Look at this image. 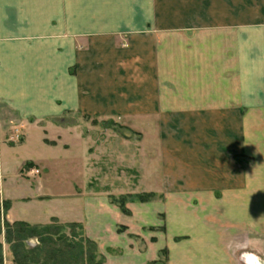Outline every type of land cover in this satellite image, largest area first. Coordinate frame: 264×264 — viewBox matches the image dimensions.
Wrapping results in <instances>:
<instances>
[{
  "label": "crops",
  "instance_id": "0c3cea01",
  "mask_svg": "<svg viewBox=\"0 0 264 264\" xmlns=\"http://www.w3.org/2000/svg\"><path fill=\"white\" fill-rule=\"evenodd\" d=\"M6 108L9 223L79 224L103 264H243L264 237V0H0Z\"/></svg>",
  "mask_w": 264,
  "mask_h": 264
},
{
  "label": "rangeland",
  "instance_id": "374dc122",
  "mask_svg": "<svg viewBox=\"0 0 264 264\" xmlns=\"http://www.w3.org/2000/svg\"><path fill=\"white\" fill-rule=\"evenodd\" d=\"M9 117H13L12 121H10L11 118ZM19 125V121L17 120V118H14V116L10 115V111L6 109H2V112H0V144L4 143L6 145H16L19 144L21 142L20 141H13L10 138H12L13 136L16 135V130H21V132H23V127H21ZM105 128H108V126H105ZM111 129H115L114 127L110 126ZM23 136V133H22ZM21 136V137H22ZM32 143L30 144V146H28V148H26L25 150L23 149H16L14 151V153L9 157L8 159V176L9 179L7 181V184L10 186H12L14 189L21 188V181H17V177L15 176V171H13L14 166L17 167L18 164H20V162L24 159L25 155L31 154L32 156L35 155L34 153H37L40 151L39 147V134L37 132H33L32 133ZM0 156H1V152H0ZM17 159L19 160L18 164ZM62 162L58 163V166L62 165ZM28 168H33L32 166H27L25 165L22 168V172L25 169V172L28 170ZM136 169L141 170L142 167H136ZM122 170V168H121ZM121 170L119 168V172L121 173ZM116 171V170H114ZM55 173V172H54ZM22 174V173H21ZM23 177L27 178V176L23 173L22 174ZM55 177H53L52 179L50 178L51 181H58L61 180V176L60 173L55 174ZM29 177V176H28ZM32 177V176H31ZM57 186V185H56ZM55 186V187H56ZM2 200V202H1ZM0 200V243L2 244V248H3V261L4 264H13L14 263V254H13V248L12 245L13 243H9V241L7 240V226L4 222L7 221L6 219V198H5V194H3V198ZM120 199H116L114 201V203H116L118 206L119 203H117V201H119ZM132 200H135L132 198ZM128 200H126L127 202ZM125 202V204H126ZM124 204V206H125ZM121 207V206H120ZM122 208V207H121ZM126 208V206H125ZM123 210V208H122ZM19 212V211H18ZM124 212V211H123ZM5 217V218H4ZM8 222V221H7ZM13 223V222H12ZM9 223V224H12ZM53 223V222H51ZM50 223V224H51ZM61 224V228L60 231H62L65 234V238H62V240L60 241L59 239L57 240H52L49 242H46L45 244L41 243V239L38 236H33L30 238L25 239L24 241V245L26 247L27 250L36 252L38 251L39 248H45V250H57V249H67L69 250L68 255L70 254V251H74L72 256L73 258H71L69 261H72L73 264L75 263H79L81 264L82 262H84V260L82 259V257H79V253L80 249H78V247H84L85 250L88 248V246H93L92 244H90L88 241H92L96 244L97 247L91 248V252L92 250L94 251V256L96 254L97 258H103V256L100 254V247L99 244H97L95 241H93L91 238H89L87 236V233L84 232L83 228L77 227V228H69L67 226H65L66 224L60 222ZM49 233H52V231H49ZM65 239V240H64ZM256 243L254 244L255 247V252L257 255L261 256L262 258H264V253L263 251H259V250H263L264 249V237H256L255 238ZM245 240V239H244ZM243 240H240V242H242ZM14 243L16 241H13ZM37 255L39 254L36 253ZM76 254V255H75ZM75 255V256H74ZM39 257V256H38ZM29 259H31L32 261H36V263L38 261L36 259H33L32 257H30ZM82 260V261H81ZM59 262L58 260H53V262Z\"/></svg>",
  "mask_w": 264,
  "mask_h": 264
},
{
  "label": "trees",
  "instance_id": "16d2710c",
  "mask_svg": "<svg viewBox=\"0 0 264 264\" xmlns=\"http://www.w3.org/2000/svg\"><path fill=\"white\" fill-rule=\"evenodd\" d=\"M30 166L32 164H29ZM152 194H144L142 196H138L141 201L148 200L152 198ZM127 200V197H121L117 203L123 208V211L125 213H128L126 210L124 204ZM53 223H49L48 225H31L29 223L24 222H19L15 221L12 224H9V222H4L7 226V240L9 243H13L12 248H13V254H14V263L13 264H73L71 258H73L72 254L74 251H70V254L68 255L69 250L67 249H57V250H45V248H39L38 251L34 252L27 250L24 241L27 238L33 237V236H38L41 239V243L45 244L46 242L52 241V240H57L59 239L60 241L62 238H65V234L60 231L61 224L57 219L52 220ZM65 226L69 228H77L80 227L82 228L79 224H66ZM49 231H52V233H49ZM65 240V239H64ZM13 241H16L15 243ZM90 244L94 245V247H97L96 244L92 241H88ZM93 246H88V248L85 250L84 247H78L80 249L79 257H82L84 262L81 264H103V258H97L96 254L94 256V251L91 248H94ZM39 254L37 255L36 253ZM76 255V254H75ZM74 255V256H75ZM39 256V257H38ZM32 257L33 259H36V261H32L29 259ZM58 260L59 262L53 260ZM82 261V260H81ZM0 264H4L3 261V248L2 244L0 243ZM79 264V263H75Z\"/></svg>",
  "mask_w": 264,
  "mask_h": 264
},
{
  "label": "clouds",
  "instance_id": "9594fccd",
  "mask_svg": "<svg viewBox=\"0 0 264 264\" xmlns=\"http://www.w3.org/2000/svg\"><path fill=\"white\" fill-rule=\"evenodd\" d=\"M240 259L243 264H264V258L252 251H241Z\"/></svg>",
  "mask_w": 264,
  "mask_h": 264
},
{
  "label": "built area",
  "instance_id": "2783aa9c",
  "mask_svg": "<svg viewBox=\"0 0 264 264\" xmlns=\"http://www.w3.org/2000/svg\"><path fill=\"white\" fill-rule=\"evenodd\" d=\"M21 136H22V132H21V130L19 129V130H16V135L13 136V137L10 138V139L13 140V141H20V139L22 138ZM21 140H22V139H21ZM23 173H24L25 175L31 177V176H34V175H36V174H39V169H37V168H35V167H33V168H28V170H27L26 172H25V169H24ZM2 198H3V188H2V185H1V183H0V200H1ZM1 202H2V200H1Z\"/></svg>",
  "mask_w": 264,
  "mask_h": 264
}]
</instances>
